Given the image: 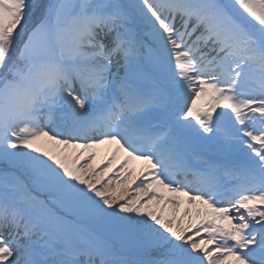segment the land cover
<instances>
[{"label":"snow or ice","instance_id":"snow-or-ice-1","mask_svg":"<svg viewBox=\"0 0 264 264\" xmlns=\"http://www.w3.org/2000/svg\"><path fill=\"white\" fill-rule=\"evenodd\" d=\"M0 264H264V0H0Z\"/></svg>","mask_w":264,"mask_h":264},{"label":"rangeland","instance_id":"rangeland-1","mask_svg":"<svg viewBox=\"0 0 264 264\" xmlns=\"http://www.w3.org/2000/svg\"><path fill=\"white\" fill-rule=\"evenodd\" d=\"M104 156H105V154H104V153H102V152H101V150H100V157L98 158V162H99V160L103 159V158H104Z\"/></svg>","mask_w":264,"mask_h":264}]
</instances>
